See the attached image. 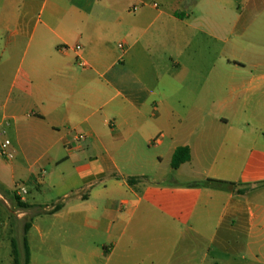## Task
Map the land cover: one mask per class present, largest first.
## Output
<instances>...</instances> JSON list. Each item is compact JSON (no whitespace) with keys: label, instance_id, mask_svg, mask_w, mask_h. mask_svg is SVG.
<instances>
[{"label":"crops","instance_id":"obj_1","mask_svg":"<svg viewBox=\"0 0 264 264\" xmlns=\"http://www.w3.org/2000/svg\"><path fill=\"white\" fill-rule=\"evenodd\" d=\"M6 141L29 264H264V0H0Z\"/></svg>","mask_w":264,"mask_h":264},{"label":"rangeland","instance_id":"obj_2","mask_svg":"<svg viewBox=\"0 0 264 264\" xmlns=\"http://www.w3.org/2000/svg\"><path fill=\"white\" fill-rule=\"evenodd\" d=\"M194 43L195 47L193 51L191 50V53L195 56L196 62L203 54V61L206 65V69L210 71L212 75L231 74L228 69L224 68L222 48L219 42L213 38H208L199 34L196 35ZM200 43L208 44V51L205 50L204 52H200L197 47ZM3 160L6 161L5 158H3ZM19 187V190H14L12 195H8L0 190V264H15V259H17L20 264H26L24 238L26 226L30 223L33 212H29L28 209L20 207L19 203H21V201L17 199V194L24 188L30 195H23V197L29 200L37 190H31L23 180L19 182ZM22 213H26L27 215L23 216L20 220L19 216ZM13 241L15 247L12 246ZM67 244L73 246V242H67ZM34 247L36 251H46V248L42 247L39 240H36Z\"/></svg>","mask_w":264,"mask_h":264},{"label":"trees","instance_id":"obj_3","mask_svg":"<svg viewBox=\"0 0 264 264\" xmlns=\"http://www.w3.org/2000/svg\"><path fill=\"white\" fill-rule=\"evenodd\" d=\"M191 160V155H190V150L188 148H179L174 157H173V161H172V168L174 170H177L179 169L183 164L189 162ZM137 180L136 179H129L128 182L130 185H134L135 182ZM241 195H243L245 193V191H240L239 192ZM20 207L22 208H26L27 209V206L26 205H23L22 203H19ZM28 231V228H26V233ZM25 233V234H26ZM12 246L15 247V243L13 241L12 243ZM24 249H25V253H26V264H29V246H28V242H27V239L26 237L24 238ZM15 264H20V262H18L17 259H15Z\"/></svg>","mask_w":264,"mask_h":264},{"label":"built area","instance_id":"obj_4","mask_svg":"<svg viewBox=\"0 0 264 264\" xmlns=\"http://www.w3.org/2000/svg\"><path fill=\"white\" fill-rule=\"evenodd\" d=\"M80 47H76V50H80ZM82 139V137L80 138ZM10 142L6 141L5 143L2 144L1 148H0V154L3 158H5L6 160H12L14 158V154L10 151ZM21 195H26L27 191L25 189H21L20 191Z\"/></svg>","mask_w":264,"mask_h":264}]
</instances>
